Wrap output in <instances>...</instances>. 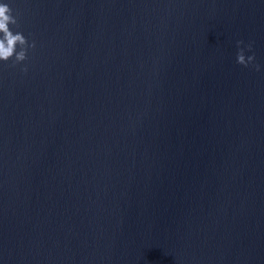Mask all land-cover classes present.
I'll use <instances>...</instances> for the list:
<instances>
[{"label": "water", "instance_id": "1", "mask_svg": "<svg viewBox=\"0 0 264 264\" xmlns=\"http://www.w3.org/2000/svg\"><path fill=\"white\" fill-rule=\"evenodd\" d=\"M0 3V264H264V0Z\"/></svg>", "mask_w": 264, "mask_h": 264}, {"label": "clouds", "instance_id": "2", "mask_svg": "<svg viewBox=\"0 0 264 264\" xmlns=\"http://www.w3.org/2000/svg\"><path fill=\"white\" fill-rule=\"evenodd\" d=\"M13 28L19 29L17 17L7 3H0V62L7 63L11 60L13 61L12 67H15L28 59L29 49H34L36 45L35 42L30 44L22 32H14ZM242 43L243 41L237 43V47L240 49L237 52V63L244 67L253 65L256 71H259V65L253 64L254 55L245 58L244 49L240 48ZM247 50H252L251 45H248ZM22 71L27 72V68H23Z\"/></svg>", "mask_w": 264, "mask_h": 264}]
</instances>
